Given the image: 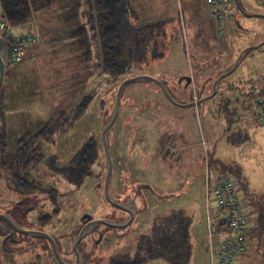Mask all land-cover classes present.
Returning <instances> with one entry per match:
<instances>
[{"label":"rangeland","instance_id":"1","mask_svg":"<svg viewBox=\"0 0 264 264\" xmlns=\"http://www.w3.org/2000/svg\"><path fill=\"white\" fill-rule=\"evenodd\" d=\"M240 2L248 12L264 13V0ZM125 3L130 24L122 18L121 26L126 31L127 42L122 45L128 67L116 80L98 70L90 74L89 69H97V59L85 60L81 56L83 49L75 42L77 37L73 32L89 18L84 16L87 0H57L35 12L30 22L12 29L17 33H39L41 43L38 41L32 47L34 53L28 54L19 66L10 67L4 82L5 117L0 126L6 132L9 153L16 150L22 138L37 133L61 108L92 95L89 106L74 126L63 135H55L47 145L45 157L31 169V181L36 180L44 189H57L58 213H53L56 207L50 194L38 191L23 204L24 210L29 206L33 210L18 217L27 228L45 226V231L52 232L68 261L73 258L70 254L72 228L80 224L82 214L115 219L125 214L107 201L103 191L106 160L102 130L114 109L121 82L130 76L150 75L165 79L175 91L182 92L179 77L193 74L197 82L192 86L193 91L200 83L206 85L209 93L213 78L228 62H234L245 47L264 41V18L246 16L234 0L220 5L226 7L225 12L211 0H125ZM3 13L5 15V11ZM153 25L155 41L148 49L137 51L133 31ZM90 34L94 31L90 30ZM92 50L96 57V44ZM253 84L255 91L242 96L238 87L247 92ZM231 97L240 101L238 106L237 103L229 106L232 114L237 107L232 123L222 109L226 99ZM256 102L263 105L258 106ZM263 106L264 49L247 53L238 69L223 79L218 94L199 109L173 105L160 85L150 79L129 83L118 118L109 131L115 164L112 189L116 194H124V187L136 181L151 182L163 191L169 184L173 196L177 193L181 196L167 199L164 204L152 196L149 208L140 212L133 226L107 231L98 245L96 239L105 232L106 226L97 227L82 241L92 257L87 264H113L135 246L141 231L148 229L150 218L160 213L169 215L173 210H181L192 221L193 248L186 264H211L206 233V173L211 169L215 178L223 175L222 172L228 174L225 168L238 167L248 183V192L264 193ZM90 138L98 141L100 156L92 167L93 176L86 178L82 186L70 183L63 174L43 176L48 173L47 164H52L49 157L57 153L58 165L65 164ZM173 140L176 147L184 145L180 150L186 153L167 155L166 145ZM198 142L201 153L198 147L195 149ZM199 155L201 168L193 166V157ZM178 156L186 158L188 164H182L181 159L177 163ZM23 195L26 194L17 191L10 180L0 181V209L10 210ZM144 204L138 201V209ZM51 213V221L41 225L38 219ZM259 240L258 236L249 237L242 264H264V239ZM1 242L0 236V264H60L50 252H45L48 248L43 246L46 245L43 239L24 236L22 245L27 251L19 253L4 249ZM15 245L10 244V247ZM148 264L172 263L167 258L157 257Z\"/></svg>","mask_w":264,"mask_h":264},{"label":"trees","instance_id":"2","mask_svg":"<svg viewBox=\"0 0 264 264\" xmlns=\"http://www.w3.org/2000/svg\"><path fill=\"white\" fill-rule=\"evenodd\" d=\"M55 1L57 0H0V6L5 11V16L9 22L14 26H19L33 20L35 12L45 9ZM87 4L88 8L86 11L84 10V16L88 15L89 18L87 22L79 25L73 32L74 37H77L75 42L80 44L83 49L81 56L85 60L97 59L95 66L97 69H89L90 74H94L98 70L101 74L110 75L116 80L128 67L124 61V45H122L127 42L124 35L126 31L122 30L121 26L124 18L130 24V20L127 18L129 13L126 9L125 0H87ZM234 4L236 5V0H234ZM222 10L225 12L226 8ZM119 11L120 15L118 14ZM154 26H146L133 31L137 51L148 49L150 43L155 41ZM89 28L94 31L93 35L90 34ZM93 44L97 46L98 55L96 57L92 50ZM232 63L231 60L225 67ZM3 89L4 84L0 89V123L4 121L5 117ZM91 97L92 95L84 96L74 105L61 108L37 133L34 135L28 134L25 138H22L13 153L8 152L7 135L4 128L0 126V181L2 179L4 181L10 180L16 190L24 194L35 195L38 191H46L50 194L56 207L53 213L57 214L59 209L57 189H44L35 182L36 180L31 181V169L34 164L41 162L45 157L47 145L51 143L53 137L57 134H65L74 126L89 106ZM228 99H226L222 109L227 114L229 122L232 123V116L237 114V107H234L235 113L232 114V109L230 110L231 107L229 108V106L232 103H237L238 106L240 101L238 99L234 100L232 97ZM256 103L258 106L263 105L262 102ZM99 156L98 141L95 138H90L73 158L69 162L67 161V165L63 163L62 167L57 166L58 161L55 157L52 159L49 157V160L55 171L63 174L70 183L79 187L84 184L86 178L93 176L92 167L96 164ZM225 170H229V173L222 172L223 175L237 177L241 182L242 196L247 198L249 210L253 215V220L248 227L247 242L249 243L250 236H258L259 241H262L264 239V193L248 192V183L241 176L238 167L230 166ZM159 203L164 204L165 200H161ZM52 217V213L45 214L41 216L39 221L42 225H46ZM191 225V218L184 215L181 210H173V213L169 215L157 214L154 218H150L148 229L141 231L135 246L129 248L127 253L120 255L113 264H146L149 260L157 257L167 258L172 264H186L193 248L191 244ZM243 256L242 258H244Z\"/></svg>","mask_w":264,"mask_h":264},{"label":"built area","instance_id":"3","mask_svg":"<svg viewBox=\"0 0 264 264\" xmlns=\"http://www.w3.org/2000/svg\"><path fill=\"white\" fill-rule=\"evenodd\" d=\"M226 0H211L215 6L226 8ZM0 6V34L10 43V67L21 63L28 47L39 41L36 32H14L15 27ZM206 227L211 264H241L248 245V227L253 220L247 198L242 196V184L230 175L213 176L208 170L205 177Z\"/></svg>","mask_w":264,"mask_h":264},{"label":"water","instance_id":"4","mask_svg":"<svg viewBox=\"0 0 264 264\" xmlns=\"http://www.w3.org/2000/svg\"><path fill=\"white\" fill-rule=\"evenodd\" d=\"M236 1H237V5L239 9L246 16L248 17L259 16V17L264 18V13L248 12L244 9L240 0H236ZM253 49H259V50L264 49V41H262L261 43L255 44V45H249L245 47L244 49H242L240 54L235 59V61L231 65H228L227 67L223 68L218 73L217 77L215 78L213 82V91L205 95L204 97L199 98L197 101L194 100V101L185 102L178 98H175L168 91L167 86H166V80L158 78V77H154V76H150V75L130 76L121 82L118 88V91H117L114 109L102 130V142H103L105 158H106V167H107L105 183H104V195L107 201L111 203L113 206L127 211L129 213V217L125 220L119 221L117 219H113L110 217L93 218L90 213H87L85 217L88 218V222L83 227L80 228L77 234L75 231V235L73 236L72 246L77 255V258L75 261H68L62 255L58 241L53 234L45 230L25 227L21 225L11 213L0 212V230L3 229V224L1 223V220H4L7 224L13 227L15 231L21 234L31 236V237L47 238L52 245V249H53V253L55 257L60 264H86L87 263V250L80 249V243L85 237H87L91 232H93L95 228H97L100 225H107L108 227H111V228H126L133 222V220L136 218L138 214V207L135 204L133 199L130 201H121L118 198L114 197L111 193V181H112V176L114 172V159H113L111 146H110L109 131L115 124L118 118V115L120 113L121 101H122V97L126 89V86L131 82L150 79L162 87L163 91L168 96L169 100L173 102L174 104L182 106V107L195 106L198 103L205 102L211 99L212 97H214L220 88L221 81L225 77L235 72V70L239 67V65L241 64L242 60L247 55V53H249ZM9 56H10V43L3 35L0 34V89L2 88L6 80V77L9 73V70H10ZM188 80H190V77H188ZM142 186H145V185H142Z\"/></svg>","mask_w":264,"mask_h":264},{"label":"flooded vegetation","instance_id":"5","mask_svg":"<svg viewBox=\"0 0 264 264\" xmlns=\"http://www.w3.org/2000/svg\"><path fill=\"white\" fill-rule=\"evenodd\" d=\"M236 5H237V1H236ZM237 7H238V5H237ZM239 8V7H238ZM238 69V68H237ZM236 69V70H237ZM235 70V71H236ZM234 73V72H233ZM188 77H190V80H188ZM195 77V76H194ZM193 77V74H183V75H181L180 77H179V84H182L183 85V87H182V89H183V91L182 92H178V91H175L173 88H172V86H170V84L166 81V86H167V89H168V91L175 97V98H178V99H180V100H182V101H185V102H187V101H197L199 98H201V97H204L205 95H207V94H209V93H211L212 91H213V84H212V86H211V89H210V92L209 93H207V91H206V85H204V86H201L200 85V83L198 84V89L196 90V91H193V87L192 86H194L195 84H197V82H196V79ZM228 77V76H227ZM226 78V77H225ZM224 78V79H225ZM215 80V79H214ZM223 81V80H222ZM222 81H221V83H222ZM193 82H195V83H193ZM214 82V81H213ZM221 85V84H220ZM233 85V84H232ZM201 86V87H200ZM233 86H235V85H233ZM232 86V87H233ZM237 88V87H236ZM220 89V88H219ZM234 89V88H233ZM238 89H239V91H240V93H241V95L242 96H244V95H246V96H248V95H250V93H253L254 91H255V87H254V84L253 85H251V89L249 90V91H247V92H242L241 91V88H239L238 87ZM160 90L162 91V93L164 94V96L166 97V99L168 100V101H170L169 100V98H168V96L165 94V92L163 91V89H162V87L160 86ZM218 92H219V90H218ZM218 92H217V94H218ZM189 95V97H187L186 95ZM216 94V95H217ZM185 95V96H184ZM215 95V96H216ZM214 96V97H215ZM214 97H212V98H214ZM211 98V99H212ZM206 102V101H205ZM205 102H201V103H198V104H196L195 106H189V107H193L194 109H199V108H201L202 106H204V104H205ZM170 103H172L173 105H175V106H179V105H176V104H174L173 102H171L170 101ZM179 107H182V106H179ZM204 119V118H203ZM203 122H204V120H203ZM176 142H175V140H173V143H171V144H167L166 145V149H167V155H169L170 153H172V152H176V154L178 153V154H180V153H186V152H184V151H182V150H180V148H182V147H184V145H179V146H175L174 144H175ZM200 144V142H198L197 143V145H195L196 147H195V149H197V147H198V145ZM170 148H172V149H174V151L173 150H171ZM180 150V151H179ZM201 149H200V147H198V153H201V151H200ZM180 152V153H179ZM181 155V154H180ZM182 156V155H181ZM53 157H55L56 158V161H58L59 160V156L57 155V153H54L51 157H50V159H52ZM180 159H181V157L180 156H178V162L177 163H180ZM105 160H106V158H105ZM70 161V160H69ZM68 161V162H69ZM174 161V160H173ZM181 161H182V164H184V163H187L188 164V161H187V159L186 158H182L181 159ZM193 166L194 167H197V168H201V166H202V162H201V157H200V155H199V157L198 158H196V156L195 157H193ZM66 163V165H67V161H65ZM176 162V161H175ZM58 163V162H57ZM58 164H60V163H58ZM57 164V166H59V167H62V165H58ZM64 164V165H65ZM195 164V165H194ZM48 165V168H47V172L48 173H43V176H52V175H54V174H61V173H59V172H57V171H55L53 168H52V164H50V163H48L47 164ZM141 166H142V163L139 161V168H141ZM106 170H107V167H106ZM114 170H115V164H114ZM31 175H32V172H31ZM113 180H114V172H113V176H112V181H111V193H112V195L114 196V197H116V198H118L119 200H121V201H130V200H134V202H135V204L137 205V202L138 201H143L145 204H144V207L142 208V209H138V214H137V216H136V218L133 220V222L128 226V227H126V228H129L130 226H133V224L135 223V220L137 219V217H138V215L140 214V212H144L146 209H148L149 208V206H150V203H149V200L150 199H152V196H154L157 200H159V201H161V200H167V199H173V198H179L180 196H181V193H177L175 196H173L174 194H173V192H170V190L168 189V187L170 186L169 184L168 185H166V189L163 191V190H158L155 186H154V184L153 183H151V182H146V183H141V182H135V183H133L132 185H128L127 187H124V190L122 191L124 194H122V193H115L114 191H113ZM123 181V180H122ZM105 183V182H104ZM142 185H145V186H142ZM103 191H104V189H103ZM105 196V195H104ZM34 197V195H32V194H26V195H23V197L21 198V199H19V200H17L16 201V203L10 208V210H4V209H0V212H7V213H11L15 218H16V220L21 224V222L19 221V219H18V217H19V215H21V214H28L30 211H32L33 210V208L31 209V206H29V207H27L25 210L23 209L24 207H23V204L24 203H26V201L27 200H30V199H32ZM33 207L35 206V205H32ZM137 207H138V205H137ZM117 208V207H116ZM139 208V207H138ZM119 209V208H118ZM119 210H121L122 212H124L125 214L122 216V217H120L119 219H117V220H119V221H122V220H125V219H127L128 217H129V213L127 212V211H125V210H122V209H119ZM87 213H84V214H82L81 215V217H80V220H81V222H80V224L79 225H75L73 228H72V233H71V236H70V238H71V251H70V254L73 256V258L70 260V261H75L76 260V258H77V255H76V253H75V251H74V249H73V246H72V241H73V236L75 235V231H76V234L79 232V230H80V228L81 227H83L87 222H88V218H86L85 217V215H86ZM111 218V217H110ZM113 219H115V218H113ZM39 220V219H38ZM1 223L3 224V229H1L0 230V236H1V239H2V247L4 248V249H7L8 251H10L11 253H19V251L21 250V251H23V250H26V246L24 245H22L23 244V242H24V236H27V235H24V234H21V233H19V232H17V231H15L14 229H13V227H11L9 224H7L4 220H1ZM22 225V224H21ZM42 225V224H41ZM101 226V225H100ZM106 226V229H105V232L103 233H100V235H99V238L98 239H96V244L98 245V244H100L101 242H102V240L104 239L103 238V236H104V234L107 232V231H112L113 229L114 230H116V229H124V228H111V227H108L107 225H105ZM45 226H41V227H36V228H34V227H32V228H34V229H41V230H45V228H44ZM99 227V226H98ZM96 229V228H95ZM94 229V230H95ZM78 230V231H77ZM93 230V231H94ZM50 232V231H49ZM51 234H52V232H50ZM92 234V232L88 235V236H90ZM55 236V235H54ZM87 236V237H88ZM27 237H30V238H39V239H43V240H45V243H46V245H43V246H45V247H47L48 249H47V252H50L54 257H55V255H54V253H53V249H52V245H51V243H50V241L47 239V238H44V237H31V236H27ZM87 237H85L84 239H86ZM55 238L57 239V237L55 236ZM83 239V240H84ZM82 240V241H83ZM58 241V244H59V240H57ZM16 244L15 245V247H10V244ZM9 245V246H8ZM22 246H23V248H22ZM30 246V245H29ZM31 247V246H30ZM30 247H28L27 249L29 250L30 249ZM59 247H60V250H61V246H60V244H59ZM80 249L81 250H87V248H86V246H84L83 244H82V242L80 243ZM27 251V250H26ZM61 253H62V251H61ZM89 252H88V250H87V263H88V261H90V260H92L91 258L92 257H90L89 255ZM63 255V254H62ZM65 257V256H64ZM55 259H56V257H55ZM57 260V259H56ZM58 261V260H57ZM91 262V261H90ZM86 263V264H87ZM31 264V263H30Z\"/></svg>","mask_w":264,"mask_h":264},{"label":"crops","instance_id":"6","mask_svg":"<svg viewBox=\"0 0 264 264\" xmlns=\"http://www.w3.org/2000/svg\"><path fill=\"white\" fill-rule=\"evenodd\" d=\"M37 34L39 35V33H37ZM39 42H40V41H39ZM40 43H41V42H40ZM40 43H39V44H40ZM39 44H38V45H39ZM36 45H37V44H36ZM36 45H35V46H36ZM33 46H34V45H33ZM33 46H32V47H33ZM32 47H28V48H27V50H26V54H25V57H24V58H26L28 54H31V55H32V54L34 53V49H33ZM34 48H35V47H34ZM32 50H33V51H32ZM22 62H23V61H22ZM22 62H21V63H22ZM21 63H20V64H21ZM18 66H19V65H18ZM16 69H17V68H16ZM206 233H207V232H206ZM152 260H153V259H152ZM152 260H149L146 264H148V263L151 262ZM244 260H245V258H243V262H244ZM241 264H242V263H241ZM243 264H247V263L245 262V263H243Z\"/></svg>","mask_w":264,"mask_h":264}]
</instances>
